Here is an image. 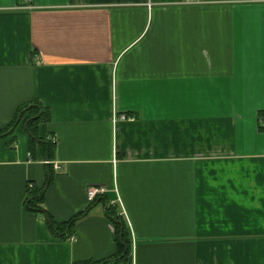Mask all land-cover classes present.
I'll return each mask as SVG.
<instances>
[{"label":"crops","instance_id":"1","mask_svg":"<svg viewBox=\"0 0 264 264\" xmlns=\"http://www.w3.org/2000/svg\"><path fill=\"white\" fill-rule=\"evenodd\" d=\"M28 102L52 151L0 137V264L112 256L113 202L120 264H264V0H0V128ZM47 171L56 222L106 188L65 239Z\"/></svg>","mask_w":264,"mask_h":264},{"label":"trees","instance_id":"2","mask_svg":"<svg viewBox=\"0 0 264 264\" xmlns=\"http://www.w3.org/2000/svg\"><path fill=\"white\" fill-rule=\"evenodd\" d=\"M49 115L46 108L40 106L36 102H28L23 104L17 109V112L11 122L4 128H0V137L12 133L15 125L22 121L24 123L26 132L29 137V148L30 151L34 149L35 144L40 143L44 146L45 150H48V154H51L52 147L51 143L41 141L37 136L38 125L42 122L48 121ZM17 122V123H16ZM43 142V143H41ZM48 166V165H47ZM53 174L51 171L46 172L44 185L40 189H29L27 196V207L37 213L43 214L47 227L55 235L61 238H67L71 235L72 227L75 222L83 217L90 210L92 204L98 200L95 198L90 205L84 210L74 214L68 220L63 222H56L48 211L43 206L44 190L47 185L51 182ZM105 214L108 219L112 222L115 229V243L116 252L108 257L101 260H83L75 262L73 264H111L121 263L124 261L130 252V238L128 234V228L126 222L121 214L117 211L115 204H107L105 206Z\"/></svg>","mask_w":264,"mask_h":264},{"label":"built area","instance_id":"3","mask_svg":"<svg viewBox=\"0 0 264 264\" xmlns=\"http://www.w3.org/2000/svg\"><path fill=\"white\" fill-rule=\"evenodd\" d=\"M184 3L187 4H195L198 3L199 0H183ZM25 7V6H24ZM120 118H125V115L119 116ZM45 163H50L48 160L45 161ZM55 168H58L57 164H54ZM106 188L104 186H89L86 190V196L89 201H93L96 197L101 196L105 193ZM117 203L119 202V199L116 200ZM115 202H113L114 204ZM122 212L124 213L123 209ZM111 264H120V263H111Z\"/></svg>","mask_w":264,"mask_h":264},{"label":"water","instance_id":"4","mask_svg":"<svg viewBox=\"0 0 264 264\" xmlns=\"http://www.w3.org/2000/svg\"><path fill=\"white\" fill-rule=\"evenodd\" d=\"M17 123V122H16Z\"/></svg>","mask_w":264,"mask_h":264}]
</instances>
